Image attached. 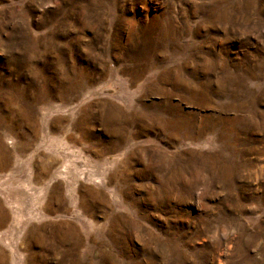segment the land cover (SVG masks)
Instances as JSON below:
<instances>
[{"label":"rangeland","instance_id":"rangeland-1","mask_svg":"<svg viewBox=\"0 0 264 264\" xmlns=\"http://www.w3.org/2000/svg\"><path fill=\"white\" fill-rule=\"evenodd\" d=\"M0 264H264V0H0Z\"/></svg>","mask_w":264,"mask_h":264}]
</instances>
